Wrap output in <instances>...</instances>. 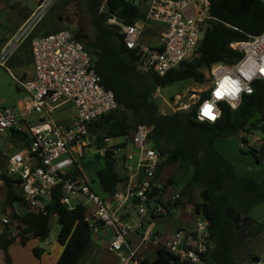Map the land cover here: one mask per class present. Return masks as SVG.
Instances as JSON below:
<instances>
[{"label":"built area","instance_id":"1","mask_svg":"<svg viewBox=\"0 0 264 264\" xmlns=\"http://www.w3.org/2000/svg\"><path fill=\"white\" fill-rule=\"evenodd\" d=\"M4 1L0 0V6ZM55 1H38L0 51V66L31 38ZM132 2L144 8V18L134 25L119 24L115 19L111 22L120 27L127 47L137 51L138 68L159 77L198 57L206 29L219 21L211 13V0ZM151 24L162 26L163 31L156 44H145L142 37ZM231 47L242 58L232 65L217 63L208 71L212 81L209 97L194 105L199 122L216 123L221 117V103L238 109L243 95L253 94L254 83L264 80V32ZM32 56L34 78L17 80L26 96L18 105L0 109V182L8 179L18 183L24 202L39 213H48L58 191L68 210L85 207L93 237L103 230L111 231L107 248L118 257V264H142L150 253L156 255L161 250L187 264H209L206 256L213 246L210 223L196 206L187 212L189 226L162 233L156 230L157 220L172 210H182L183 197L181 190L165 198L170 185L165 187L157 177L164 155L151 139L152 129L139 126L132 135L107 141L100 149L91 139L89 125L115 111L118 103L114 93L102 84L86 46L63 29L34 37ZM160 91L158 87L155 98H160ZM180 100L178 96L177 109L188 110L191 104H180ZM68 105L75 107L76 115L56 122L52 116ZM205 109L210 114H205ZM127 147L130 152L121 159L123 180L118 190L100 195L80 168L85 148L92 156L113 152L119 160L118 152ZM14 209L21 211L18 205ZM0 221L7 224L10 218L5 214ZM131 236L137 237L138 243L131 242ZM43 245L46 249L51 242Z\"/></svg>","mask_w":264,"mask_h":264},{"label":"trees","instance_id":"2","mask_svg":"<svg viewBox=\"0 0 264 264\" xmlns=\"http://www.w3.org/2000/svg\"><path fill=\"white\" fill-rule=\"evenodd\" d=\"M79 2L83 4L91 20L94 37L89 42H83L72 33L90 51L102 84L114 93L118 103L115 111L89 125V133L96 147L100 149L107 145V141L130 136L139 126L150 127L151 139L164 155L157 177L162 179L163 173L171 166H177L180 171L185 170L188 176L182 188L185 205L196 206L197 211L210 223L209 233L213 246L206 256L208 263L251 262L250 257L239 261L234 257L237 231L235 224L226 216V210L231 206L241 214L249 215L258 204L264 203L263 182L239 178L234 165L219 149V143L235 137L249 144L248 137L255 131L264 134V80L254 83L253 94L243 95L238 109L233 110L229 104L221 103L222 113L216 123L199 122L196 118V106L188 112L163 114L154 95L158 87L164 89L176 83L192 81L205 84L207 76L204 71H209L217 63L235 64L242 58V54L231 45L264 32V3L261 0H211V13L219 21L212 22L206 29L198 57L184 62L166 76L159 77L138 68L137 51L127 47L120 27L111 23L115 19L119 24L134 25L145 16L144 8L140 4L133 3L132 0ZM60 30H37L29 40L32 43L36 36ZM21 63L32 64L33 60L30 55L26 58L23 55ZM208 97L209 92L204 93L201 101ZM247 153L254 157L256 164L262 165L264 140L259 151L250 149ZM93 157L95 160L92 165H99L92 182L93 188L100 195H112L123 180L118 159L113 152ZM82 161L85 159L82 158ZM84 166L88 168L90 164ZM173 182L174 179H171L165 187ZM4 185L7 190L3 211L10 218V223L0 221L3 228L0 233V247L8 252L16 243L26 245L32 239L46 242L51 235V217L56 215L61 227L58 243L63 247L56 264H81L85 260L94 242L90 224L86 220L85 207L68 210L61 203V192L58 191L48 207V213H39L24 202L18 183L5 179ZM236 187L241 193L235 191ZM196 193L199 194L201 203L197 204ZM15 205L21 209L20 212L14 209ZM254 222L257 224L254 227L256 233L261 234L264 224ZM12 229L17 233L13 234ZM44 253V247L33 250L36 258H41ZM142 264L187 263L180 257L161 250L154 258H146Z\"/></svg>","mask_w":264,"mask_h":264},{"label":"rangeland","instance_id":"3","mask_svg":"<svg viewBox=\"0 0 264 264\" xmlns=\"http://www.w3.org/2000/svg\"><path fill=\"white\" fill-rule=\"evenodd\" d=\"M36 1L37 0L4 1V3L0 6V46L3 45V39L9 38L10 33V38L12 37V33L18 29L22 23V15L26 13L28 9H34L36 6ZM111 23L114 22L112 21ZM60 29L70 30L75 35H77V37L82 39L83 42H89L94 37V27L86 10L83 7V4L80 3L79 0H56L49 9L44 20L40 23L37 30L53 32ZM142 42L149 44L150 41L147 36H144L142 37ZM31 45L32 43L28 39L3 66H0V109L14 107L18 105V103L26 96L24 91L20 90L17 80H26V78L29 79L34 72V68L31 63H26L24 65L21 63L23 60V55L25 58L30 55L33 60ZM24 47L25 50L22 51ZM204 72L207 76V82L205 84L187 81L176 83L168 88L161 89L160 98H156L158 99L161 112L163 114H172L178 112L179 110L177 107L179 105H176L178 96L181 97L180 104L187 102L191 104L190 108L194 107V105L200 101L203 94L209 91V87L211 86L212 81L210 75L207 70ZM190 108L185 112L190 111ZM75 115V107L68 105L63 109L58 110L52 116V118L56 122H65ZM248 138L249 144H245L235 137L225 139L219 143V149L234 165L235 171L239 178H247L253 179L257 182H263L264 188V161L262 165H258L255 163L254 157L247 153L250 151V149L257 151L260 150L262 141L264 140V134L261 131H255L253 135ZM2 145L3 142L1 143V146ZM129 150L130 149L127 147L126 149L119 151L117 155L119 158L118 168L122 175V160L124 159V156L130 152ZM88 153V148H85V153L83 156L85 161L80 159V168L89 182L92 183L99 165H92L95 159L91 154ZM87 163L90 164V167L88 168L84 166V164ZM171 179H174V182L168 187L165 198H170L181 191L187 182L188 176L187 173L185 174V170L180 171L177 170V166H171L163 173L162 181L164 184H168V181ZM6 190L7 189L5 188V185L0 182V218L6 214V212L3 211V202L6 196ZM235 191H237L238 194L241 193L238 190V187H236ZM195 200L197 204L202 202L199 194L197 193L195 195ZM85 201L86 200H83L82 202L84 203ZM185 203L186 199L182 198L183 208H186V210L183 208L180 211L172 210L169 216H164V220L156 224V230L163 232L169 228L168 226H170L171 229L185 228L189 226L191 219L187 215V212L194 205H185ZM73 205L76 206L75 204ZM242 216L251 218L253 221L252 230L257 232V230L254 229V227L257 225L254 221L264 224V203L258 204L249 215L243 213ZM50 222L52 230L47 242H51V246L54 245V247H61L58 244V235L61 229L58 222V217L56 215L52 216ZM12 230L13 234L17 233L15 229ZM2 231L3 228L2 225H0V233H2ZM28 243L29 245L27 248H31L30 250H32V247L38 242L32 239ZM19 245L21 244L19 243ZM22 246L23 245L18 247V245L14 244L9 248L8 252L0 247V264H10V260L12 263L11 251L12 254L15 253V249L17 248H23L24 251L26 249L25 245L24 247ZM250 246L253 249V254L259 256L262 260V263L264 264V230L261 234L252 236Z\"/></svg>","mask_w":264,"mask_h":264},{"label":"crops","instance_id":"4","mask_svg":"<svg viewBox=\"0 0 264 264\" xmlns=\"http://www.w3.org/2000/svg\"><path fill=\"white\" fill-rule=\"evenodd\" d=\"M38 1H36V6L34 9H28L26 11V13H24L22 15V23L21 25L30 17V15L32 14V12L36 9ZM20 25V26H21ZM19 29V27H18ZM18 29H16L12 34H14ZM163 31V27L160 25H155V24H151L146 28V32L144 36H147V38L149 39V43L150 44H156L158 42V38L161 34V32ZM8 35V34H7ZM10 35L9 34V38L10 39ZM8 39H3L2 43L3 45L0 46V51L3 49V47L6 45V43L8 42ZM33 68H34V63H32ZM35 75V70L32 74V76L27 80L33 79ZM166 197V194H165ZM164 218H161L159 220L156 221V224L160 221H163ZM169 228L164 230L165 231H172L174 230L173 228L171 229L170 226H168ZM159 231V230H158ZM161 232V231H159ZM162 233V232H161ZM36 240L38 243L36 245H34L32 248V250H30L31 248H27V246L29 245V243H27L25 245V250L23 251V248L20 249H15V253L12 254L11 251V255H12V263L11 264H56V262L59 260L60 256L62 255L63 252V247H48L45 249V253L41 256V258H36L33 254V250L35 248H43V242H41L38 239H34ZM93 246L91 249V252L87 255V257L85 258V260L81 263V264H118L119 263V259L118 257L109 252L108 250V244L111 240V231H101L99 234L95 235L93 237ZM31 241V240H30ZM131 242L138 243L137 242V237L135 236H131ZM15 245H18V247H20L21 245H19V243H16ZM24 247V245L22 246ZM32 252V253H31ZM155 254L150 253L147 258H154Z\"/></svg>","mask_w":264,"mask_h":264},{"label":"water","instance_id":"5","mask_svg":"<svg viewBox=\"0 0 264 264\" xmlns=\"http://www.w3.org/2000/svg\"><path fill=\"white\" fill-rule=\"evenodd\" d=\"M226 216L235 224L236 227V240L234 242V257L236 261L241 260L244 257H250L251 262L253 263H261L262 260L259 256L253 254V249L249 245V243H244V238L247 235V231L253 227V221L250 217H243L240 212H238L233 207H228L226 210ZM247 224L244 229H242L243 225ZM256 235L255 233H252Z\"/></svg>","mask_w":264,"mask_h":264},{"label":"flooded vegetation","instance_id":"6","mask_svg":"<svg viewBox=\"0 0 264 264\" xmlns=\"http://www.w3.org/2000/svg\"><path fill=\"white\" fill-rule=\"evenodd\" d=\"M246 225H247V224H244L243 227H242V229H244V228L246 227ZM252 233L257 234L256 232H254V231L252 230V227H251V228L247 231V235H246L245 238H244V243H249V245H251V238H252V236H254Z\"/></svg>","mask_w":264,"mask_h":264},{"label":"clouds","instance_id":"7","mask_svg":"<svg viewBox=\"0 0 264 264\" xmlns=\"http://www.w3.org/2000/svg\"><path fill=\"white\" fill-rule=\"evenodd\" d=\"M207 111H209V110L208 109H205V114H206Z\"/></svg>","mask_w":264,"mask_h":264},{"label":"snow or ice","instance_id":"8","mask_svg":"<svg viewBox=\"0 0 264 264\" xmlns=\"http://www.w3.org/2000/svg\"><path fill=\"white\" fill-rule=\"evenodd\" d=\"M206 114H210L209 111H207Z\"/></svg>","mask_w":264,"mask_h":264}]
</instances>
